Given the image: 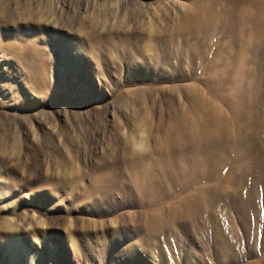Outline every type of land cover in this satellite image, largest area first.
Segmentation results:
<instances>
[{"label":"rangeland","instance_id":"374dc122","mask_svg":"<svg viewBox=\"0 0 264 264\" xmlns=\"http://www.w3.org/2000/svg\"><path fill=\"white\" fill-rule=\"evenodd\" d=\"M207 6L0 0V264H264V152L210 216L155 233L128 169L132 156L154 160L166 148L170 114L191 122L198 108L227 110L212 64L229 69L234 56L216 50L240 36L189 39ZM263 46L246 66L260 78L256 125ZM257 134L250 149L264 145Z\"/></svg>","mask_w":264,"mask_h":264},{"label":"bare ground","instance_id":"6f19581e","mask_svg":"<svg viewBox=\"0 0 264 264\" xmlns=\"http://www.w3.org/2000/svg\"><path fill=\"white\" fill-rule=\"evenodd\" d=\"M207 1L204 13L194 17L187 33L189 39L207 37L216 43L218 40L213 35L216 31L240 36L238 42L227 40L224 49L216 50L217 57L219 52L234 56V64L228 63L229 69L225 63L221 67L212 64L217 68L212 79L221 87L226 86L222 87L227 95L221 97V103L227 110L219 105L208 112L198 108L191 122L170 114L169 142L159 156L154 160L144 155L128 159V169L136 184L134 196L146 209L141 221L154 233L167 224L193 222L204 209L210 216V207L217 200L229 197L231 187L243 180L249 164L260 160L264 152V145L249 148L250 137L255 132L260 135L264 125L262 120L257 125L254 123L256 115L252 108L260 78L255 71L246 69L253 64L249 57L264 41V4L260 0H225V4L221 0ZM236 43L243 48L241 54L232 49ZM258 139L259 136L255 142ZM142 140L132 138L131 141L141 149ZM169 199L172 202L163 211L162 204Z\"/></svg>","mask_w":264,"mask_h":264}]
</instances>
